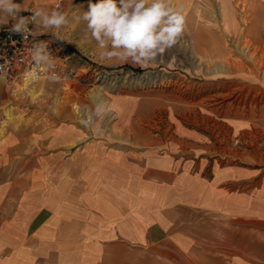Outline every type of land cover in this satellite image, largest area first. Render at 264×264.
<instances>
[{"label": "crops", "instance_id": "1", "mask_svg": "<svg viewBox=\"0 0 264 264\" xmlns=\"http://www.w3.org/2000/svg\"><path fill=\"white\" fill-rule=\"evenodd\" d=\"M82 139L73 124L0 134V264H264L260 169ZM194 213L222 220L213 244Z\"/></svg>", "mask_w": 264, "mask_h": 264}, {"label": "rangeland", "instance_id": "2", "mask_svg": "<svg viewBox=\"0 0 264 264\" xmlns=\"http://www.w3.org/2000/svg\"><path fill=\"white\" fill-rule=\"evenodd\" d=\"M29 2L68 14L59 30L63 39L43 31L67 49L81 77L70 87L44 79L30 88L26 81L10 85L0 77L1 136L73 124L84 139L114 132L134 147L264 173V0H170L186 17L185 32L144 66L101 58L86 22L77 19L89 0ZM102 101L109 111L102 121L93 114L85 127L80 121L87 119L86 110ZM24 158L18 156V165ZM188 224L199 241L212 244L223 229L222 220L208 214L194 213Z\"/></svg>", "mask_w": 264, "mask_h": 264}, {"label": "clouds", "instance_id": "3", "mask_svg": "<svg viewBox=\"0 0 264 264\" xmlns=\"http://www.w3.org/2000/svg\"><path fill=\"white\" fill-rule=\"evenodd\" d=\"M30 11L31 16H20ZM78 20L86 22L91 38L96 41L101 58H113L144 66L162 56L166 50L177 45L186 29V17L182 10L170 6V0H96L88 2V10L83 11ZM13 21L11 32L27 39L42 32L30 29L34 24L37 29L54 30L52 35L57 40L63 39L60 29L67 25L68 14L59 10L47 11L44 8L32 10L26 3L14 0H0V26ZM34 66L23 76L29 82L40 79L38 70L48 74L47 78L55 83L61 77L54 71L55 60L48 50V44L40 41L30 49ZM3 66H0V74ZM78 110V106H77ZM108 105L102 101L91 110H86L87 119H81L85 127H90L92 115L103 119L102 113L108 112Z\"/></svg>", "mask_w": 264, "mask_h": 264}, {"label": "built area", "instance_id": "4", "mask_svg": "<svg viewBox=\"0 0 264 264\" xmlns=\"http://www.w3.org/2000/svg\"><path fill=\"white\" fill-rule=\"evenodd\" d=\"M28 8L35 10L38 7L35 3H31L28 5ZM19 15L31 16L32 13L24 11ZM12 23L13 21L10 20L8 24L0 29V66H3V73L0 74V77H3L10 85L27 81L24 79L23 74L34 66V62L31 60L30 49H32L34 44L45 41L48 44V50L55 60L56 67L54 71L61 77L59 81L63 83L61 87H64V85H69L70 87L73 82L80 79V69L71 61V55L61 43L49 36L45 31L37 29L31 23L28 27L34 31L42 32V34L29 35L27 39H24L22 35L9 30ZM38 72V75H40L39 80L48 79V74L42 69L38 70ZM36 82L28 81L29 88Z\"/></svg>", "mask_w": 264, "mask_h": 264}, {"label": "bare ground", "instance_id": "5", "mask_svg": "<svg viewBox=\"0 0 264 264\" xmlns=\"http://www.w3.org/2000/svg\"><path fill=\"white\" fill-rule=\"evenodd\" d=\"M222 53V52H221ZM26 84H28V81H26Z\"/></svg>", "mask_w": 264, "mask_h": 264}]
</instances>
